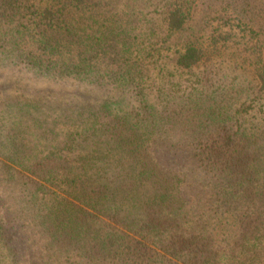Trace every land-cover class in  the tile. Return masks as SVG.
Wrapping results in <instances>:
<instances>
[{
    "label": "trees",
    "instance_id": "obj_1",
    "mask_svg": "<svg viewBox=\"0 0 264 264\" xmlns=\"http://www.w3.org/2000/svg\"><path fill=\"white\" fill-rule=\"evenodd\" d=\"M0 264H264V0H0Z\"/></svg>",
    "mask_w": 264,
    "mask_h": 264
}]
</instances>
